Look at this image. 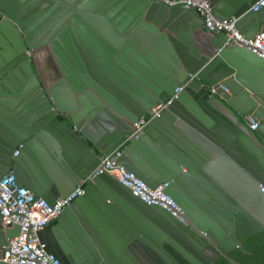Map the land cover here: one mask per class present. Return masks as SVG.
I'll list each match as a JSON object with an SVG mask.
<instances>
[{
  "label": "water",
  "instance_id": "water-1",
  "mask_svg": "<svg viewBox=\"0 0 264 264\" xmlns=\"http://www.w3.org/2000/svg\"><path fill=\"white\" fill-rule=\"evenodd\" d=\"M208 1L247 39L264 25V5L250 9L257 0ZM116 148L117 163L150 188L166 183L181 211L94 174ZM7 173L50 204L83 188L55 228L37 231L61 264H212L218 256L242 264L228 252L264 231V57L208 29L196 8L0 0V177ZM19 232L0 212V249Z\"/></svg>",
  "mask_w": 264,
  "mask_h": 264
},
{
  "label": "built area",
  "instance_id": "built-area-1",
  "mask_svg": "<svg viewBox=\"0 0 264 264\" xmlns=\"http://www.w3.org/2000/svg\"><path fill=\"white\" fill-rule=\"evenodd\" d=\"M161 2L167 6H182L184 8H196L204 25L214 32H225L228 39L235 44L245 46L254 53L264 57V26L251 37L245 38L235 27V18L219 20L211 13V5L207 0H152ZM264 5V0H257L251 6V10H257ZM192 77V76H190ZM175 87L178 93L188 83ZM175 95V94H174ZM173 95V96H174ZM173 96L166 102L151 108L148 113L157 114L166 107ZM145 123L144 118L132 124L133 134H138ZM256 124L250 122V127ZM17 151L15 150L14 154ZM121 155V148H116L102 156L101 163L95 168L94 174L106 172L112 175L118 182L131 191L141 201L162 207L172 215L181 211L180 207L164 192L166 183H161L154 188L147 186L133 172L116 162ZM83 193V188L77 186L69 194L57 198L53 204L48 203L41 196L35 195L25 187L14 185V176L11 173L0 177V212L2 224H17L20 232L17 236L8 240L7 245L0 249V260L18 264H61L58 259L43 249L37 237V231L47 225L52 219L58 217L64 207L73 199Z\"/></svg>",
  "mask_w": 264,
  "mask_h": 264
},
{
  "label": "trees",
  "instance_id": "trees-1",
  "mask_svg": "<svg viewBox=\"0 0 264 264\" xmlns=\"http://www.w3.org/2000/svg\"><path fill=\"white\" fill-rule=\"evenodd\" d=\"M229 256L242 264H264V231L241 242L240 248L228 252ZM212 264H231L226 258L218 256Z\"/></svg>",
  "mask_w": 264,
  "mask_h": 264
},
{
  "label": "crops",
  "instance_id": "crops-1",
  "mask_svg": "<svg viewBox=\"0 0 264 264\" xmlns=\"http://www.w3.org/2000/svg\"><path fill=\"white\" fill-rule=\"evenodd\" d=\"M212 1H216V0H212ZM36 65H37L38 72L40 73L42 79H44L47 83L52 82L54 77L50 75L47 63H45L44 60L40 58L36 61ZM58 218L59 216L52 219L47 225L48 226L51 225L53 228H55Z\"/></svg>",
  "mask_w": 264,
  "mask_h": 264
}]
</instances>
